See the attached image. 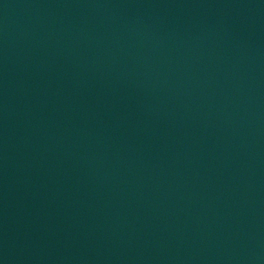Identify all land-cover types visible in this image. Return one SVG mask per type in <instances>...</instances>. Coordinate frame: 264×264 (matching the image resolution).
I'll use <instances>...</instances> for the list:
<instances>
[{"label": "water", "instance_id": "water-1", "mask_svg": "<svg viewBox=\"0 0 264 264\" xmlns=\"http://www.w3.org/2000/svg\"><path fill=\"white\" fill-rule=\"evenodd\" d=\"M0 264H264V0H0Z\"/></svg>", "mask_w": 264, "mask_h": 264}]
</instances>
